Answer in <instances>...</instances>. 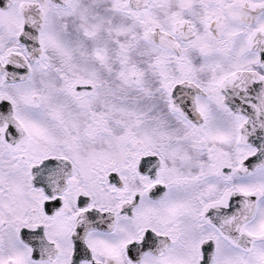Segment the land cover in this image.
Segmentation results:
<instances>
[{
  "label": "snow or ice",
  "instance_id": "6c2138e0",
  "mask_svg": "<svg viewBox=\"0 0 264 264\" xmlns=\"http://www.w3.org/2000/svg\"><path fill=\"white\" fill-rule=\"evenodd\" d=\"M0 264H264V0H0Z\"/></svg>",
  "mask_w": 264,
  "mask_h": 264
}]
</instances>
